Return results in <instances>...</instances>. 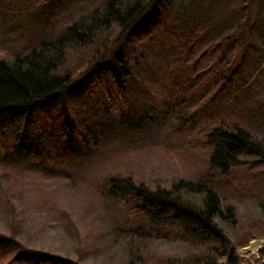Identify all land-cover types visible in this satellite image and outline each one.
Here are the masks:
<instances>
[{"label": "trees", "instance_id": "1", "mask_svg": "<svg viewBox=\"0 0 264 264\" xmlns=\"http://www.w3.org/2000/svg\"><path fill=\"white\" fill-rule=\"evenodd\" d=\"M257 1L100 0L45 40L30 42L22 54L0 53V168H14L19 153L51 164H59L62 154L77 161L94 153L105 130L81 112L79 97L115 122L130 115L141 123L161 106L171 107L182 114L189 135L196 139L198 133L195 148L199 143L205 151L212 178L153 189L136 184L126 168L105 169L99 196L133 209L141 224L111 229L101 247L172 241L184 252L169 264H247L236 249L264 236V210L251 224L258 230L234 234L236 239L221 226L215 182L230 189V201L240 200L250 186L246 178L264 167V138L247 128L244 111L222 110L253 81L256 64H264V11ZM56 103L61 110L53 114ZM255 179L264 184L263 176ZM75 181L64 185L76 189ZM5 202L11 233L0 232V264H82L15 237L17 213ZM231 203L241 214V203ZM62 213L69 230L72 216ZM253 262L263 264L264 250Z\"/></svg>", "mask_w": 264, "mask_h": 264}, {"label": "rangeland", "instance_id": "2", "mask_svg": "<svg viewBox=\"0 0 264 264\" xmlns=\"http://www.w3.org/2000/svg\"><path fill=\"white\" fill-rule=\"evenodd\" d=\"M98 1L52 0L45 6L42 0H0V53L5 58L22 54L30 42L43 41L60 26L75 22ZM180 1L186 0H173V3ZM257 3L264 11V0ZM256 67L258 71L253 81L239 92L237 100L230 105L225 103L222 110L225 115L231 109L239 115L244 111L243 115L249 121L247 128L264 138V64L259 62ZM75 100L86 118L93 119L101 131L105 130L100 146L94 153L82 154L77 161L62 154L59 164L47 163L44 159L37 161L19 153L14 168L1 167L0 189L6 196L0 194V232L11 233L7 227L10 220L5 219L4 213L8 199L11 210L17 213V219L13 221L18 226L13 235L24 238L33 246L74 260L81 259L82 264H167L171 257L184 252L182 246L172 241L151 240L134 244L131 249L101 247L111 229L128 230L141 223L133 209L101 198L97 187L105 169L126 168L136 184L153 189H169L180 180H210L212 177L208 176L203 164L205 151L199 149V143L195 148L198 133L194 134L196 139L189 135L182 114L171 107L161 106L141 123L131 120L133 116L130 115L123 120L117 118L118 122H115L97 110L98 107L86 97ZM60 110L61 104L57 106L56 103L51 112L56 114ZM258 175L264 177V167L246 178L245 182L250 186L240 200L231 199L241 203V214L230 201V189L223 191L225 186L218 180L215 182L223 212L221 226L236 239L243 233L258 230L251 226L258 219L257 210H264V184L260 180L256 183ZM72 179L82 183H73L76 189L64 185L66 180ZM243 199L248 200L247 206L242 203ZM228 207L233 208L229 210L231 213L227 211ZM62 212L72 216L69 230L59 219ZM253 242L259 244L256 251L250 250ZM262 250L264 236H259L246 247H237L236 252L244 262L253 264Z\"/></svg>", "mask_w": 264, "mask_h": 264}, {"label": "bare ground", "instance_id": "3", "mask_svg": "<svg viewBox=\"0 0 264 264\" xmlns=\"http://www.w3.org/2000/svg\"><path fill=\"white\" fill-rule=\"evenodd\" d=\"M258 248H259V244L257 242H253L251 247H250V250L256 251V250H258Z\"/></svg>", "mask_w": 264, "mask_h": 264}]
</instances>
